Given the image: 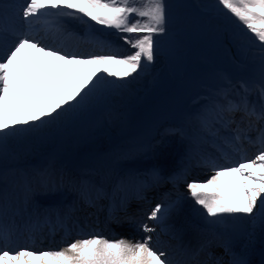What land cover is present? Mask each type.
Segmentation results:
<instances>
[{
    "label": "snow or ice",
    "instance_id": "snow-or-ice-1",
    "mask_svg": "<svg viewBox=\"0 0 264 264\" xmlns=\"http://www.w3.org/2000/svg\"><path fill=\"white\" fill-rule=\"evenodd\" d=\"M168 8L166 0L0 3V155L11 137L82 109L146 71L156 59V37L167 34ZM215 8L225 18H235L245 31L244 37H235L239 56L234 59L242 65L251 55L258 67L235 82L230 74H222L217 87L195 98L197 109L188 117V154L212 173L206 181H186L190 198L205 214L203 238L195 244L185 242L167 223L179 200L157 203L144 213L151 223L137 221L144 233L141 239H108L94 230L85 232L73 206L45 208L33 201V181L41 187L54 183L50 166L25 182L19 203L16 186L0 183V264H245L233 253L230 238L217 228L227 218L253 217L257 210L264 223V0H216ZM67 21L114 29L132 51L122 54L107 39L95 36L90 39L97 50H70L60 39L74 35ZM246 145L257 148L254 156L247 155ZM151 175L158 183L159 172ZM136 183L137 195L149 186ZM77 191L89 205L94 203L93 193L97 198L103 193L85 181ZM45 230L62 231L65 237L78 230L80 238L65 241L63 248L46 249L13 240L26 237L35 243ZM161 234H170L175 246L163 244ZM214 246L231 258L215 255Z\"/></svg>",
    "mask_w": 264,
    "mask_h": 264
},
{
    "label": "rangeland",
    "instance_id": "rangeland-1",
    "mask_svg": "<svg viewBox=\"0 0 264 264\" xmlns=\"http://www.w3.org/2000/svg\"><path fill=\"white\" fill-rule=\"evenodd\" d=\"M196 1L206 11L204 16L194 14L173 0H166L169 5L168 31L166 35L156 37L160 61L147 83L136 87L125 97L117 95L118 88H115L55 122L9 139L6 152L0 155V183L16 186L17 203L23 198L25 182L50 166L56 182V172L59 171L72 176L81 175L84 179L90 177L91 181L93 177L101 178L103 173L113 172L116 168H128L131 171L125 173L128 176L144 178L155 169L165 175L184 165L183 156L188 152L180 145L170 150L175 161L173 165L153 160V148L155 150L160 138L159 132L179 127L188 130V117L197 109L194 104L197 96L204 94L208 88L217 87L222 74H230L235 82L247 79L258 67L251 55L242 65L234 59L239 56L235 37L245 36L238 21L221 15L215 8L216 0ZM3 2L23 0H0V3ZM67 23L69 27H79L82 33L111 41L120 35L114 29L95 22ZM179 29L180 32L176 33ZM255 51L253 47L252 52ZM252 150L257 151V148L246 145V153ZM34 182L32 187H37L38 191L35 197L40 201L47 199L46 193L56 195L60 191L59 186L41 187ZM68 191L63 190L61 195L69 194ZM185 193L180 207L187 206V219L204 231V211L194 203L188 191ZM57 195L61 196L60 192ZM57 203V206L67 205ZM245 218H227L217 232L230 239L246 240L251 222ZM257 243V262L252 264H258L264 232Z\"/></svg>",
    "mask_w": 264,
    "mask_h": 264
},
{
    "label": "bare ground",
    "instance_id": "bare-ground-1",
    "mask_svg": "<svg viewBox=\"0 0 264 264\" xmlns=\"http://www.w3.org/2000/svg\"><path fill=\"white\" fill-rule=\"evenodd\" d=\"M69 28L72 30L74 35L73 36H63L60 38L65 47L71 48L72 50L80 51V52H89V51L97 50L96 45L91 42V39H90V37L92 36L91 34L82 33V29H80L79 27H74V28L69 27ZM95 37L101 38L100 36H95ZM101 39H104V38H101ZM107 40L111 44L113 43L114 44V45L112 44L113 47L122 54H127L128 52L131 51L130 48L122 40H120L119 37L114 38L113 41H110V39H107ZM159 61H160V57L158 54H156V59L154 63L150 65L146 71H141L138 74H134L135 78L129 77L125 86L118 88V90L116 91L118 93L117 95H120L121 97H125L126 96L125 94L129 92H133L136 87L147 83L150 76L153 75L155 68L158 66ZM117 83H121V82L117 81ZM191 132H192V127L189 125V122H188V130L185 128L181 129L179 127L175 131H172L171 133H166L165 130L161 131L159 133L160 138L156 142V145H155L156 146L155 150L153 148V153H152L153 160L158 159L160 161L168 163L169 165H173L175 161H174V158L170 154V150L172 148L175 149L178 147V145H180L182 146V148H185L188 152V149H189L188 136L190 135ZM255 152H256L255 150H252L250 152H247V155L249 157L254 156ZM183 157H184V160L186 159V161H189L190 157H186V156H183ZM198 169L201 170V174H202V177L201 176L199 177V181H206L207 178L212 174L210 169L206 166L199 167ZM125 171L126 170H124L123 173ZM56 175H57V179H56V182L53 183V186L55 187V186L61 185L60 186L61 192L66 189L70 190V194L68 195L71 197L70 200L68 199L69 206L74 207L75 209L74 215L79 218L80 223L83 225L82 227H84V231L91 232L94 230L100 233L96 229V225L92 224L93 221L92 220L89 221V219H91L92 218L91 216L97 213V211L101 207L104 206L106 201L108 202V191L116 175L113 174L111 171H109V172L103 173L101 178H98V177L92 178V183L85 181L89 183L94 189L103 190V193L99 195L98 198L96 197L93 199L94 200L93 205H95L93 209H96V211H93V209L91 208V205L84 203L79 197V193L77 191L78 184L79 182L84 181L81 176H78V175L72 176L67 172H60V171L56 172ZM191 175H193L192 171L189 170L188 168L181 170V172L178 174V176L184 179L191 178ZM149 178H152V175L149 176ZM136 181L141 182L142 179L136 177L133 181V186H132V184L130 183V179L128 178L126 179L125 177L120 175L118 179L115 181V187H114L115 197L113 201L116 209L118 208L117 215L120 217V219H127V220L134 221L133 227L135 229L132 230L131 233H128V232L122 231L121 228L118 229L117 228L118 226L113 227L112 230L115 232V238L107 237L108 239L123 238L127 240H132V241L141 239L144 236V233L139 229V225L137 221L143 219L144 222L151 223L147 221L146 217L144 216V213L147 211H150L151 208L155 207V205L157 204V203L154 204L155 201L157 202L160 201L164 193L161 192V190L159 189V186H155L153 188L154 190L152 189L153 197L149 195L150 193H152L151 190L144 191V192L142 191L141 195H137V193L140 192V190L137 191L134 189L135 185H137ZM172 185H175V183L171 184L170 187H172ZM33 188L35 189L34 194H33V201L39 204L41 207L49 208V206H51L52 204H55L57 201H61L60 198L58 200V198L55 195L50 194V193L45 194V197H49L46 201H40L38 198L35 197V195L38 192L37 187H33ZM175 189L177 188H173V190ZM185 194H186L185 192H181L180 190H177L173 196L165 193V195H167L166 196L167 199L164 200L162 204L166 205L169 201L179 200L178 206L170 213L167 223L171 225L175 230H177L182 235V238L185 242H191L195 244L197 240L203 238L204 231L198 228L192 222H190L189 221L190 219L189 220L187 219V217L185 216L187 206L183 209H182V206L180 207V202L182 201V198L185 196ZM93 195L95 196V193H93ZM67 198H68L67 196L64 197V199H67ZM72 199H73V202H72ZM78 204H79V207H78ZM76 207L79 209L81 208L82 212L79 213L80 210L76 209ZM54 208H65V207L58 206ZM83 218H85L86 220ZM246 218H248L249 222H251L250 230H249L250 233L246 235L247 239L243 240V239L238 238V239H230V240H231V247H232L233 253L238 258L244 260L245 264H252L254 261L257 262V258L255 257V248L258 245L257 241L259 240L260 235L264 232V223H262L259 218L258 210L254 212L253 217L246 216ZM87 221H89L93 225V227L86 224ZM77 231L78 230H74L72 231V233L73 232L77 233ZM44 234L45 236L49 235L47 239H52V240L55 239L57 241L56 245L53 246L51 245L52 243L51 244L45 243L43 245V241H40L39 243H37L40 239L38 241H35V243L24 241L22 237H13V240L16 244L20 246H23L24 244L28 243V244H31L32 247L46 249L49 247L51 248L66 247L65 241L71 242L74 239V238H69V236L65 237V234L62 231H57L53 235L49 234L46 231L44 232ZM160 239H161V242L166 245L170 244V245L175 246V244L177 243V241L174 240L170 234H161ZM212 251L214 252L215 255L222 256L225 261L231 258L229 256L224 255L223 248L221 247L214 246Z\"/></svg>",
    "mask_w": 264,
    "mask_h": 264
},
{
    "label": "water",
    "instance_id": "water-1",
    "mask_svg": "<svg viewBox=\"0 0 264 264\" xmlns=\"http://www.w3.org/2000/svg\"><path fill=\"white\" fill-rule=\"evenodd\" d=\"M177 1L179 4H182L190 9H192V11L194 13H197L199 15H203L204 11L199 7V5L197 4V2L195 0H175ZM264 253V250L263 252Z\"/></svg>",
    "mask_w": 264,
    "mask_h": 264
}]
</instances>
